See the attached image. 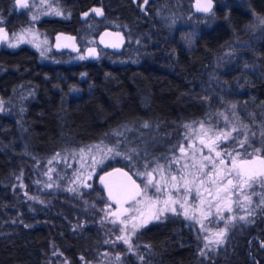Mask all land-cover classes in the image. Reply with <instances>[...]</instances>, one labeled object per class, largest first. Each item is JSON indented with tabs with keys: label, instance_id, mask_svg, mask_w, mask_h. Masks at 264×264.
<instances>
[{
	"label": "trees",
	"instance_id": "16d2710c",
	"mask_svg": "<svg viewBox=\"0 0 264 264\" xmlns=\"http://www.w3.org/2000/svg\"><path fill=\"white\" fill-rule=\"evenodd\" d=\"M212 2L211 11L198 12L194 0H65L68 15L44 31L71 32L94 57L68 63V55L51 50L42 58L23 47L0 59V99L10 102L0 114V264H48L52 252L64 264H88L105 250L96 226L75 227L77 216L59 202L65 198L36 183L49 159L103 144L120 155L102 171L131 174L143 161L173 157L187 126L199 122L243 127L257 143L264 129V28L252 25L254 16L264 18V0ZM92 8L103 15L83 20ZM106 29L123 35L119 53L96 43ZM127 130L135 141L117 138ZM92 185L105 201L96 178ZM258 216L259 224L233 231L224 251L207 258L184 222L151 225L136 235L137 264H264V207Z\"/></svg>",
	"mask_w": 264,
	"mask_h": 264
},
{
	"label": "rangeland",
	"instance_id": "374dc122",
	"mask_svg": "<svg viewBox=\"0 0 264 264\" xmlns=\"http://www.w3.org/2000/svg\"><path fill=\"white\" fill-rule=\"evenodd\" d=\"M57 3H61V1L59 0ZM57 3L55 2V5ZM196 6L197 3L194 1L195 10L200 12ZM40 7L44 9L41 15ZM56 11L62 14L56 15ZM66 13L67 11L63 10L60 5H52V0H43L42 4L34 5L29 9V23H35L41 17L64 18L68 15ZM33 16H35V19H33ZM261 18L263 17L254 16L252 25L254 31H263L264 24L260 22ZM10 43L15 45V47H11L14 49L19 46H29L39 51L44 57L49 55L51 50L48 36L29 26L18 28L17 31L13 30L10 40L4 43V46L9 47ZM81 57L83 56H76L73 62L81 61ZM4 112V102L0 99V114ZM231 126L228 127V131H225V129H221L216 121L213 124L199 122L188 125L181 140V147L184 148V152L179 149L173 157L164 160L162 163L154 161L149 166L147 161H143V167H134L131 175L142 190L147 184V178L141 173L151 171L157 168V165L163 169L162 173L159 169L153 173L154 183L156 181L160 182L161 191L157 192L155 187L149 186L147 197H137L139 203L131 202L125 206H115L107 198L105 201L101 200L100 196L93 192L92 181L96 178L97 184L98 177L105 173L102 171L105 165L113 162L117 156L115 153L109 152V147L103 144L80 148L77 151H72V153L69 152L45 161L44 168L36 175V183H40L43 189L59 193L65 198V200H57L56 202H64L72 213L77 216L75 227L85 226L86 223L94 225L100 230L104 238L105 250L96 262L88 264H124L129 259L137 264L142 259V251H140V244L136 242V235L142 229L166 220L184 222L194 234L199 247V255L207 258L218 251H224L233 231L255 226L262 220V217L258 214H261L264 207V187L253 184L252 187L245 186L241 190L229 186L230 190L228 192L221 191L219 197L217 196L218 187L222 188L227 183V179L231 178L228 176V169L232 168L233 162L224 153L233 152L235 154L234 149L236 152L244 153L248 145L246 144L242 148L239 146L238 140H242L245 135L250 140L245 128L241 127L238 130L234 125L231 124ZM21 131L27 133L28 129L21 128ZM224 133H231V135L224 139L222 135ZM237 133L239 136L236 139ZM116 135L118 139L124 142H127L128 139L130 142L136 140V136L130 133V130H127L126 135H122V133ZM217 135H221L220 140H216ZM256 139V144L249 142L254 147H260L261 153L259 155L264 157V129L263 133H260ZM201 141L204 143H201ZM206 145H211L215 150L210 152L209 147ZM216 151H220L222 155L217 157ZM248 151H252V149L248 148ZM253 155L256 154L253 153ZM205 156L210 157L211 160L204 159ZM221 159L225 161L223 165L220 164ZM213 162L220 171L219 177L216 175V170L213 169ZM237 163H239V159ZM145 165H147V168H145ZM262 168L264 166L259 164V166L252 169L258 171ZM161 174L165 177V180H160ZM208 174H211L212 179L217 180V184L211 183ZM171 176H176L177 180L172 181ZM201 180H204L205 183L201 184ZM185 181L189 182L188 187L191 188L189 193L184 190ZM173 184L178 186L179 191L173 187ZM197 188L200 189L199 195H197ZM70 189H74V191H70ZM205 189H211V194ZM169 196L177 202L165 205L164 201L168 200ZM246 196L251 198V202L245 199ZM148 198H151V202ZM181 202L184 203V208H181ZM209 202H211V207ZM133 206L138 211H130L125 215H120L119 220H128L132 216H139V219L130 222L127 230L122 232L123 224L119 221L115 224L112 223L113 220H117V216H114L113 213L119 215L118 209H131ZM172 208H175L176 211L173 212ZM161 209H163L162 213ZM186 211L187 215L185 214ZM140 213H143V215L141 216ZM156 216H159V218H155ZM240 217L245 219L241 220ZM145 220L147 223L139 227L135 234H131L132 223L142 224ZM225 226L226 235L223 238V244L212 242L217 239L216 234L225 229ZM121 236H130L131 249L122 239H118ZM206 244L207 247H205ZM260 248H264L262 243ZM50 262L48 264H64V261L59 262L55 252H52Z\"/></svg>",
	"mask_w": 264,
	"mask_h": 264
},
{
	"label": "snow or ice",
	"instance_id": "6c2138e0",
	"mask_svg": "<svg viewBox=\"0 0 264 264\" xmlns=\"http://www.w3.org/2000/svg\"><path fill=\"white\" fill-rule=\"evenodd\" d=\"M43 2V0H42ZM144 3H147V0H144ZM15 4L17 6H19L20 8L24 9V8H28L30 7L28 0H15ZM199 11H204V12H208L211 10V0H207V3L204 7H198ZM93 12L96 13V15H103V12L101 9L99 8H94L92 10ZM56 15H61L62 13L59 11H56L55 13ZM87 15V14H85ZM33 19H35V16H33ZM260 22L262 24H264V18L260 19ZM0 39L2 38H6L7 37V33L4 32V29L2 27H0ZM9 47H15L14 44H9ZM94 51V50H92ZM83 58V57H81ZM144 127H148L149 125L147 123H145L143 125ZM234 131L236 129H233ZM224 136V139H227L231 133H224L222 134ZM254 135V134H253ZM221 139V135H217L216 140H220ZM201 143H204L203 141H201ZM239 146L244 148L245 145H248V148H251L252 151H248V148H245V152L244 153H240V152H236L234 149L235 154H233V152H225L224 154L229 156L232 159V168L228 169V176L231 178L227 179V183L222 187H218L217 189V196L219 197V192L223 191V192H228L230 190L229 186L233 187V188H240L241 190L247 186V187H252L253 184H258L261 187H264V168H262L261 170L258 171H253L251 170V166L255 165L256 162L258 161L259 164L261 166H264V157H261L259 154L261 153V148L260 147H254L248 140L247 135L244 136V138L242 140H238ZM209 147V151H214V147H212L211 145H206ZM83 151V150H82ZM109 152H113L115 151L112 148L108 149ZM181 152H184V148L181 147L180 148ZM253 153H255L256 155H253ZM117 155H120L119 152H116ZM58 155V154H57ZM222 155V153L220 151H216V156L220 157ZM128 159H131V157H126ZM204 159L206 160H211L210 157L205 156ZM239 159V163H237V160ZM225 163V161L223 159L220 160V164L223 165ZM145 168H147V165H145ZM160 170V172H163V169L157 165V168L152 169L151 171H145L144 173H141V175L145 176L147 178V184L145 185V188L142 190L140 188L139 185H136L134 181H131V178L129 177V180L131 181V187L126 189V195L123 199V201H121L120 199H117L113 193L112 190L109 189V197L113 199V201L117 204H121L123 203H131V202H136L139 203V201L137 200V197H147V188L149 186L155 187L156 191L159 192L161 191V185L159 181H156L154 183V177H153V173L156 172L157 170ZM213 169L216 170V175L217 177H219L220 175V171L217 169V166L215 164V162H213ZM119 171V170H117ZM123 175L127 176V173H123ZM209 175V180L211 181L212 184H217V180L216 179H212L211 178V174ZM90 178V177H89ZM183 179V178H182ZM160 180H165V177L161 174L160 176ZM171 180L172 181H176L177 177L176 176H171ZM234 180H235V184H234ZM101 182H104V178L101 177ZM188 181H185L184 184V190L186 193L191 192V188L188 187ZM201 184H204L205 181L201 180L200 181ZM105 187H107V185H105ZM173 187L177 188V191H179V188L177 185L173 184ZM70 191H74V189H70ZM205 191H208L211 194V189H205ZM200 194V189L197 188V195ZM149 201L151 202V198H148ZM246 200H248L249 202H251V198L250 197H245ZM177 201L174 200L171 196H169L168 200L164 201L165 205H168L169 203L171 204H175ZM181 208H184V203L181 202L180 204ZM209 206L211 207V202H209ZM173 212L176 211L175 208L171 209ZM219 211V208L217 209ZM230 210V209H229ZM130 211H138V209L135 208V206H133V208L131 209H125V208H121L118 209L119 215H117V213H113L114 216H117V220H113L112 223L115 224L117 223V221H119L121 224H123V228H121V231H125L127 230L128 224L132 221H135L137 219H139V216H132L129 217L128 220H119V216L120 215H125L126 213L130 212ZM163 212V209H161V213ZM185 214L187 215V211L185 212ZM140 215L142 216L143 213H140ZM155 218H159V216H156ZM241 220L245 219L244 217H240ZM147 221H143L142 224H137V223H132V233L131 234H135V231L143 226V224H146ZM226 235V226L225 229H222L219 233L216 234L217 239L215 241H212L216 244H223L224 242V236ZM118 239H122L124 241V243L129 245V248L131 249V243H130V236L129 237H118ZM107 243V241H106ZM208 245L206 244L205 247H207ZM203 254V253H201ZM83 259V258H82Z\"/></svg>",
	"mask_w": 264,
	"mask_h": 264
},
{
	"label": "flooded vegetation",
	"instance_id": "af4514ba",
	"mask_svg": "<svg viewBox=\"0 0 264 264\" xmlns=\"http://www.w3.org/2000/svg\"><path fill=\"white\" fill-rule=\"evenodd\" d=\"M57 1L59 2V0H52V5L55 6V2L57 3ZM60 1H61V3H59V5H62V4H64L65 0H60ZM194 1H196V3H197V6H196L197 9H198V7H204L206 5V4L202 5L200 3V0H194ZM28 3L30 5V7L22 9V8H20L19 6H17L15 4V0H0V27H2L4 29V32L7 33V37L4 38L5 40L4 41L0 40V59L1 60H5L6 59L5 56L8 53H11L12 51L19 50V49H21L23 47H29V46L25 45V46H19L18 48L14 49V48H11V47H5L4 46L5 45L4 43H7V41L10 40L11 33H12L13 30L17 31L18 28L20 29L22 27L29 26V27H34V29L36 31H39L42 34L45 33L48 36L46 31H44V28L46 29L47 27H51V25H50L51 22H53V21H58L59 22V20H60V18H57V17L56 18L55 17H41L35 23H33V24L29 23L30 22L29 21V9L32 6H34V5L42 4V1L41 0H28ZM213 7H214L213 6V2L211 0V10L213 9ZM93 9L94 8L88 10L87 12H84L81 15V18L83 20L89 18L90 16H94L96 18H100L101 15L97 16L96 13H94L92 11ZM43 10H44L43 7L39 8L40 15H41V13H43ZM200 12H204V11H200ZM85 14H87V15H85ZM69 24H73V20H70ZM60 34L72 35V36L75 37V43L78 46H79V43H78V41L76 39V36L74 34H72L71 32L59 31V32L54 33L52 36L49 35V36H51V37H48L49 38V43L51 44V46H50L51 48L50 49L52 51H54L55 53L63 54L64 56L68 55V57H70L69 58L70 60H69L68 63L72 62L75 59L76 56H81L82 55L83 57H91L92 58V57H94L96 55V54H93L94 56L92 55V52H93L92 50L93 49L91 47L85 48V50L81 51L82 49L79 46L80 50H79V52L77 54H70L68 51H55L54 48H53L54 44H55V38H56V36H58ZM0 35H2V34H0ZM98 37H97V39H98ZM97 39H96V43L98 44ZM33 50H35V49H33ZM35 51L40 54L39 51H37V50H35ZM40 56L42 58H46L48 55L46 57H44V55L40 54ZM4 105L7 106V107L10 106V102L7 104V101H6V102H4ZM257 166H259V164L252 165L251 166V170H253L252 168H255ZM253 171H255V170H253Z\"/></svg>",
	"mask_w": 264,
	"mask_h": 264
},
{
	"label": "water",
	"instance_id": "95a60500",
	"mask_svg": "<svg viewBox=\"0 0 264 264\" xmlns=\"http://www.w3.org/2000/svg\"><path fill=\"white\" fill-rule=\"evenodd\" d=\"M200 3L204 5L207 3V0H200ZM0 40L4 41L5 39L2 38ZM97 42L99 46L108 49L113 53H119L126 43L121 33L109 29L101 32L97 39ZM53 48L55 51H68L70 54H77L80 50L79 46L75 43V37L68 34H60L56 36ZM93 54L94 52H92V55ZM256 164H258V161L256 162ZM123 173H127V176L123 175ZM101 177L104 178L103 183L101 182ZM129 177L131 178V181H134L136 185H139L128 171L121 167H114L111 170L101 174L98 177L97 184L102 189L107 199L113 205L125 206L129 203L122 202L121 204H117L113 201L112 198L109 197V189L112 190L113 195L117 199L123 201L125 195L127 194L126 189L131 187V181L129 180ZM105 185H107V187H105Z\"/></svg>",
	"mask_w": 264,
	"mask_h": 264
}]
</instances>
